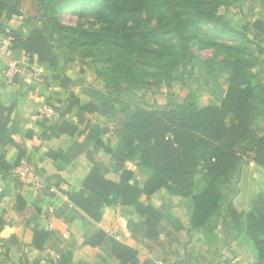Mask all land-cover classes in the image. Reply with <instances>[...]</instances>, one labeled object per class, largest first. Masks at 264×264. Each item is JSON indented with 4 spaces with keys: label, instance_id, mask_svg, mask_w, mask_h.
<instances>
[{
    "label": "trees",
    "instance_id": "obj_1",
    "mask_svg": "<svg viewBox=\"0 0 264 264\" xmlns=\"http://www.w3.org/2000/svg\"><path fill=\"white\" fill-rule=\"evenodd\" d=\"M67 1L57 0L42 26L20 33L0 29V39L11 35L8 50L21 48L30 59L35 57L37 63H47L54 68L59 63L54 50L56 43L88 46L89 52L96 54L94 58L101 60V65L93 68L102 79L103 89H91L92 101L83 109L103 116L104 123L116 131L119 141L114 151L116 157L137 160L138 165L146 169L143 193L150 195L165 188L170 194L191 198L190 227L207 228L225 202L222 190L239 171L242 156L245 154L264 166V135H258L252 128L255 119H264V78L260 71L252 72L254 66L264 63V46H258V53L263 55L259 61L233 54L228 58L226 89L219 103L196 107L186 97L174 107H146L131 103L129 98L144 83L162 84L174 80L179 65L192 60L190 42L192 37H197L200 25L213 23L212 31L229 40L245 38L225 16L216 12L218 4L228 2L100 0L94 9L98 26L86 27L83 23L64 25L60 22L59 15L68 6ZM72 1L71 6L80 4L78 0ZM20 5L21 0H0L1 27L4 21L20 15ZM89 9L83 5L81 15L84 17ZM260 34L264 36V32ZM2 113L0 107V137L5 136L8 121ZM2 141L10 140L0 138ZM8 168L4 153L0 152V173ZM127 175L123 176L124 180ZM198 177L205 185L196 191ZM126 193H129L128 187L106 179L92 168L81 189L69 193L68 198L90 218L100 221L104 206L118 200L120 194L125 197ZM4 194L5 190L0 189V200ZM135 207L145 216V236L153 238L157 235L161 214L140 202ZM224 220H228L237 234L244 233L254 245L253 264H264V212L242 213L228 202ZM1 224L0 215V229ZM45 237V233L35 231L32 246L41 249ZM103 241L122 264H136V250L104 230L98 231L88 242L96 245ZM51 263L88 264L74 263L71 251L61 253Z\"/></svg>",
    "mask_w": 264,
    "mask_h": 264
},
{
    "label": "crops",
    "instance_id": "obj_2",
    "mask_svg": "<svg viewBox=\"0 0 264 264\" xmlns=\"http://www.w3.org/2000/svg\"><path fill=\"white\" fill-rule=\"evenodd\" d=\"M20 17L8 22L17 28ZM8 58H15L22 67L21 74L12 82L4 79ZM257 71L264 78V63L252 68V72ZM91 89H103L102 80L94 73L81 71L73 64L62 65L60 61L57 68L40 64L21 48L8 50L0 45V107L8 119L5 136L0 138L10 140L0 142V152L9 165L6 172L0 173V189L5 190L0 200V258L43 256L55 260L61 253L71 251L74 263L122 264L110 253L107 242L96 245L88 242L98 231L113 228L119 233L120 242L136 250V264H172L177 245L202 243L201 237L200 241L192 238V233L201 228L190 227L191 198L170 194L165 188L150 195L141 191L146 169L137 160L116 157L114 151L119 142L116 131L104 123L103 116L83 109L92 101ZM225 89L223 85L219 100ZM47 102L61 112L56 121L36 117L37 110ZM252 128L258 135H264V119H255ZM242 157L239 171L222 190L224 200L242 213L264 212V166L245 154ZM21 160L36 167L47 185L44 191L36 192L15 178L14 168ZM92 168L106 179L129 188L125 197L120 194L118 200L104 206L100 221L90 218L68 198L69 193L81 189ZM127 174L125 182L127 178L124 180L123 176ZM196 180L199 191L205 182L201 177ZM137 202L161 214L153 238L144 234L145 216L137 211ZM49 207L53 208V214L48 213ZM35 231L46 234L41 249L32 246ZM238 239L236 232L231 243L239 254L247 247L253 264L254 245L249 238L246 246L245 240Z\"/></svg>",
    "mask_w": 264,
    "mask_h": 264
},
{
    "label": "rangeland",
    "instance_id": "obj_3",
    "mask_svg": "<svg viewBox=\"0 0 264 264\" xmlns=\"http://www.w3.org/2000/svg\"><path fill=\"white\" fill-rule=\"evenodd\" d=\"M56 1L21 0L19 10V17H21L17 28L12 26L14 23L4 21L0 29L4 32L13 30L20 33L34 26H42ZM99 1L78 0L79 5L71 6L70 3L73 1L68 0L66 3L68 6L59 15L60 22L64 25L83 23L86 27H97L98 16L94 9L98 7ZM225 2L228 4L216 6V12L225 16L229 24L241 31L245 38L242 37L237 41L229 40L212 31L213 23L206 22L204 23L206 26L200 25L197 37H192L190 42L191 62L179 65L174 72L175 78L171 82L144 83L143 86L136 88L134 95L129 98L131 103L152 108H165L174 107L186 97L196 107L216 103L220 98L222 86L227 82L226 64L232 54L246 56L254 61L262 59L263 55L258 53V46H264V36L260 34L264 32L263 0H225ZM83 5L90 8L89 12H85L84 17L81 15ZM258 24L261 26L257 27ZM80 44L69 46L56 43L54 50L62 65L73 64L81 71L96 75L93 67H99L101 60L94 58L93 55L96 54H91L88 46L82 47ZM226 203L222 202L219 211L212 217L207 228L192 233V238L200 241L198 237H201L202 243L177 245L176 257L171 261L172 264H252L247 247L239 254L236 245L231 243L236 232L228 220L227 222L224 220ZM237 239L239 242L245 240V246L249 241L244 233H238ZM51 261L52 259L43 256L33 258L21 256L18 259H10L7 255H3L0 258V264H52Z\"/></svg>",
    "mask_w": 264,
    "mask_h": 264
},
{
    "label": "built area",
    "instance_id": "obj_4",
    "mask_svg": "<svg viewBox=\"0 0 264 264\" xmlns=\"http://www.w3.org/2000/svg\"><path fill=\"white\" fill-rule=\"evenodd\" d=\"M12 41V36L7 35L0 39L1 47L7 49ZM22 72V67L15 58H8L6 67L4 70V79L7 82H12L14 78L19 76ZM36 117L46 122L56 121L61 117L60 110L53 104L43 103L37 110ZM14 176L24 185H27L36 192H42L47 188L46 183L37 173L36 167L25 160L19 161L14 168ZM49 190H53L49 188ZM54 210L52 207L48 208V213L53 214ZM49 227H52L49 224ZM107 235L113 237L116 240L120 239L119 233L113 228L104 229Z\"/></svg>",
    "mask_w": 264,
    "mask_h": 264
}]
</instances>
